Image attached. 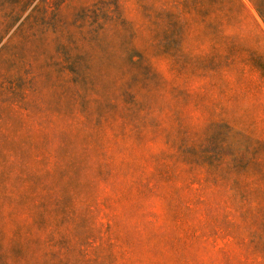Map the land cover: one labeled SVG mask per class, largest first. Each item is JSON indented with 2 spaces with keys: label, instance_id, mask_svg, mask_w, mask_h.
Returning <instances> with one entry per match:
<instances>
[{
  "label": "rangeland",
  "instance_id": "rangeland-1",
  "mask_svg": "<svg viewBox=\"0 0 264 264\" xmlns=\"http://www.w3.org/2000/svg\"><path fill=\"white\" fill-rule=\"evenodd\" d=\"M35 148L99 208L77 264H264V0H0V193Z\"/></svg>",
  "mask_w": 264,
  "mask_h": 264
},
{
  "label": "trees",
  "instance_id": "trees-1",
  "mask_svg": "<svg viewBox=\"0 0 264 264\" xmlns=\"http://www.w3.org/2000/svg\"><path fill=\"white\" fill-rule=\"evenodd\" d=\"M32 163V170L20 169L15 188L0 193V239L2 237L6 243H0V264H26L27 252L35 251L39 245L44 246V254L62 246L65 252L75 254L72 264H77L86 258V248L92 252L103 240L96 229L98 206L85 200L78 202L82 210L76 209L72 197L65 192L64 186L58 184V181L66 182L74 175V169L68 168L65 176L52 174L51 167L55 170L62 168L56 152L52 159H46L41 150L35 148ZM97 176L101 177L100 173ZM85 222L93 224V230L83 228ZM79 228H83L80 234L76 232ZM51 233L53 238L49 243L47 239ZM57 264H65L64 254Z\"/></svg>",
  "mask_w": 264,
  "mask_h": 264
}]
</instances>
